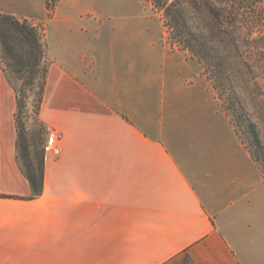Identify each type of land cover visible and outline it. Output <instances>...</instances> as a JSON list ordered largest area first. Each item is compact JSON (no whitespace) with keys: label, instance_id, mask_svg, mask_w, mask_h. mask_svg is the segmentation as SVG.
Returning a JSON list of instances; mask_svg holds the SVG:
<instances>
[{"label":"crops","instance_id":"0c3cea01","mask_svg":"<svg viewBox=\"0 0 264 264\" xmlns=\"http://www.w3.org/2000/svg\"><path fill=\"white\" fill-rule=\"evenodd\" d=\"M63 6L43 30L40 110L62 141L44 155L38 191L19 163L17 95L0 57V264H264L259 165L228 121L236 142L180 139L190 114L175 110L174 88L189 65L144 30ZM32 8L0 0V15L32 19ZM195 79L180 84L199 99L207 84Z\"/></svg>","mask_w":264,"mask_h":264},{"label":"rangeland","instance_id":"374dc122","mask_svg":"<svg viewBox=\"0 0 264 264\" xmlns=\"http://www.w3.org/2000/svg\"><path fill=\"white\" fill-rule=\"evenodd\" d=\"M40 1L46 10L42 17H37V0H32V19L14 17L43 31L47 20L64 3L60 13H91L106 19L110 28L144 30L145 42L153 40L174 53L177 63L186 62L192 73L186 67L179 71L173 100L175 110L190 114L186 121L189 128H185L180 139L236 142L228 121L237 141L264 173V0ZM16 47L19 50L18 43ZM0 57L17 95L19 163L24 169L23 159L28 154L38 175L49 134L40 120L47 60L44 56L39 68H29L18 75L11 73L9 61L2 53ZM197 75L202 83L206 82L208 91L202 92L199 99L192 87L183 89L180 84L187 79L194 84ZM215 110L219 114L223 111L224 118L216 117ZM197 114L201 117L197 118ZM197 126L204 128L203 134L195 132ZM254 136L258 138V147L253 144ZM172 264L190 263L183 258Z\"/></svg>","mask_w":264,"mask_h":264},{"label":"trees","instance_id":"16d2710c","mask_svg":"<svg viewBox=\"0 0 264 264\" xmlns=\"http://www.w3.org/2000/svg\"><path fill=\"white\" fill-rule=\"evenodd\" d=\"M42 33V34H41ZM43 31L38 29L27 20H19L9 14L0 15V45L1 53L8 59L9 64L7 65L12 74H18L25 72L31 68L35 70L39 68V62L43 60L45 56V48L42 44ZM19 44V50L16 44ZM36 52V54L34 53ZM46 67L43 76V89L45 88V77ZM18 106V105H17ZM253 129V127L251 126ZM254 146L258 147V138L254 136ZM19 135L17 142V151L19 157ZM26 151V150H24ZM24 162V174L27 178L31 188L34 191H38L42 187L43 179V161L41 168L39 169L38 175L26 154Z\"/></svg>","mask_w":264,"mask_h":264},{"label":"built area","instance_id":"2783aa9c","mask_svg":"<svg viewBox=\"0 0 264 264\" xmlns=\"http://www.w3.org/2000/svg\"><path fill=\"white\" fill-rule=\"evenodd\" d=\"M61 141L62 134L55 131L49 132L44 145L45 153H50L53 156H58L60 154Z\"/></svg>","mask_w":264,"mask_h":264}]
</instances>
